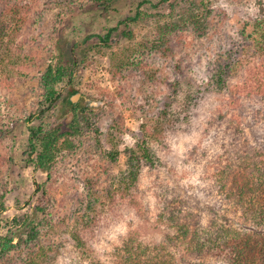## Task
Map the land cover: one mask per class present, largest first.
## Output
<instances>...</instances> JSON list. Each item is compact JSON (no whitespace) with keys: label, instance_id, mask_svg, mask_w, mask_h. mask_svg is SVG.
<instances>
[{"label":"rangeland","instance_id":"obj_1","mask_svg":"<svg viewBox=\"0 0 264 264\" xmlns=\"http://www.w3.org/2000/svg\"><path fill=\"white\" fill-rule=\"evenodd\" d=\"M9 1L28 14L20 37L24 41L23 51L30 59L26 65L17 56L4 58L5 53L0 56V192L6 191L7 205L3 216L7 225L14 224L11 220L19 212L29 216L20 221L22 234L20 239H14L16 252L30 238L28 233L33 231V225L56 223L63 214L83 206V179L99 174L116 175L124 170L127 148L134 146L136 137L142 134V125L152 123L163 109L177 121L171 129L162 130L163 141L155 143L157 148H162L160 155L167 166L159 170L146 167L133 184L122 183L118 176L112 184L98 186L107 207L91 227L92 233H88L95 255L108 264L110 246L130 231L146 244L163 241L165 229L156 222V207L158 194L166 185L191 195L198 204L219 205L218 198L208 193L211 180L207 182L204 178V168L193 165L188 153L194 146L206 149L207 157L218 152L224 158L230 145L244 148V120L248 124L245 130L250 143L263 134L260 122L252 125L249 117H244V111L256 106L249 101L244 106V61L231 82L239 98L233 102L219 89L206 92L193 99L196 104H190L186 119L188 112L183 98L170 103L166 93L172 88L166 82L179 79L185 83L187 77L194 85L205 80L206 69L216 53L231 46L247 20L264 13V0H152L157 2L156 7L150 8L144 3L139 6L141 12L136 21L119 25L113 34L116 41L102 45L89 40L76 48V52H71L74 42L91 33L106 32L141 0H118L115 9L109 11L94 10L85 5V0ZM191 10L201 14L198 17L202 22L201 31L190 26L176 32L175 40L181 47L175 48L173 55H163L154 46L158 28L163 22ZM63 11H67L66 17L60 16ZM60 24L62 27L58 30ZM56 39L65 53L64 61H69L72 54L85 51V56L80 55V73L74 78L73 86L91 100L101 99L102 103L97 107L86 103L89 108L78 116L82 129L72 136V146L56 158L49 173L32 165L25 166L21 161L27 149V131L21 119L42 103L41 77L50 56L58 50ZM117 65L121 67L120 74ZM182 66L186 71L181 75ZM59 89L68 97L65 83H59ZM76 102L85 104L80 99ZM166 102L169 107L165 106ZM219 112L225 113L227 120ZM50 120L48 117L43 122ZM113 150L118 151V156L110 164L105 152ZM38 184L44 185L50 194L47 211L38 207L41 200V192L36 191ZM123 187H127L124 197ZM50 235L46 243L61 241L64 245L59 247L60 253L43 264H76L80 260L71 241ZM0 264L15 263L12 255L3 254ZM192 264L227 263L205 256L192 259Z\"/></svg>","mask_w":264,"mask_h":264},{"label":"trees","instance_id":"obj_2","mask_svg":"<svg viewBox=\"0 0 264 264\" xmlns=\"http://www.w3.org/2000/svg\"><path fill=\"white\" fill-rule=\"evenodd\" d=\"M85 1V5L94 10L109 11L115 9L118 0ZM164 1L166 0H159V2ZM144 3L150 8L157 6V2L152 0L139 1L106 32L91 33L74 42L71 52H76V48L87 44L89 40L97 41L102 45L112 43L113 39L116 41L113 34L119 29V25H128L136 21L141 12L139 6ZM79 5L83 4L79 3ZM27 15L9 0H0V56L1 53H5L4 58L5 55L17 56L18 61L22 58L20 62H25L26 65L30 59L23 51L24 41L20 36ZM61 15L66 17L67 11H63ZM200 15L191 10L171 18L167 23L163 22L157 30L154 46L165 56L173 55L175 48L181 47V44L175 40L176 32L190 26L201 31L202 22L198 18ZM61 27L62 24L58 30ZM56 41L59 43V40ZM57 48L42 73V103L35 111L21 119L27 131V149L21 161L25 166L32 165L49 173L56 158L72 146V136L82 129L79 113L89 108L86 102L82 105L70 99L72 94L79 91L73 86V82L80 73L78 62L81 56L86 55L85 51L83 50L79 55L72 54L69 61H64L65 53L60 43L57 44ZM243 61L246 85L244 106L247 101L256 104L249 111H244V117H249L252 125L260 122L264 127V13L258 18L247 20L231 46L216 53L206 69L205 80L194 82V85L187 77L185 83H181L179 79L168 80L166 83L172 90H168L166 97L171 99L170 103L183 98L188 112L185 119L190 115L188 110L190 104L194 102L193 99H198L206 92L219 89L235 102L239 95L234 93L231 82ZM12 65L17 66L15 61H12ZM116 69L120 74L121 67L117 65ZM185 71L182 66L181 75ZM61 82L65 83L64 90L68 97H65L59 89ZM200 92L201 94L197 96ZM165 106L169 107L170 104L166 102ZM57 108L58 112L55 111ZM225 115L219 112V116L227 120ZM48 117L51 120L43 122ZM208 123L211 125L210 120ZM175 125L177 121L165 109L156 115L152 123L147 126L142 125V134L136 137L134 146L126 150L125 169L116 175L99 174L83 179L82 185L85 189L83 206L63 214L60 220L55 221L56 223L33 225V231L28 233L30 238L24 242V247L19 252L14 250L16 245L14 239L21 237L20 227L23 225L20 223L21 219L29 216L19 212L11 220L14 224L7 225L3 216L7 207L6 191L2 190L0 192V255H12L15 264H43L55 253H60L59 247L64 245L61 241L55 244L46 243V237L51 234L50 236L60 239L65 237L64 239L72 242L73 248L80 255V260L76 264H106L95 255L92 241L88 239V233H92L91 227L96 224L102 211L107 207L101 196L103 192L97 188L103 183L112 184L113 179L118 176L122 183L133 184L146 167L158 170L166 167L167 163L160 155L163 150L159 146L158 149L155 143L163 141L162 130L167 131L168 127L171 129ZM247 125L244 120V148H234L230 145L225 151L224 158L218 152L207 157L206 149H197L194 146L188 153L193 165H202L204 168V174L206 173L204 178L207 182L211 180L206 189L210 195L218 198L219 205L198 204L191 195L182 191L176 192L166 185V188L158 194L160 196L156 207V222L165 229L164 240L154 245L146 244L130 231L119 242L110 246L107 252L108 264H179L182 261L192 264V259L200 260L205 256L216 257L227 264H264V132L259 138H253L250 143L245 130ZM98 132L96 128L95 133ZM98 141L100 144V140ZM105 153L110 164L116 162L117 150ZM36 191L41 192L38 207L42 211H47L51 204L50 194L42 184L37 185ZM126 191L127 187L121 189L122 197L125 196Z\"/></svg>","mask_w":264,"mask_h":264},{"label":"water","instance_id":"obj_3","mask_svg":"<svg viewBox=\"0 0 264 264\" xmlns=\"http://www.w3.org/2000/svg\"><path fill=\"white\" fill-rule=\"evenodd\" d=\"M82 95V93L81 92H79V91H77V92H75L74 94H72L71 96H70V99H71V101L72 102H76L78 99H79V97ZM102 103V100L101 99H98V100H90V103H89V105L90 106H98V105H100Z\"/></svg>","mask_w":264,"mask_h":264},{"label":"flooded vegetation","instance_id":"obj_4","mask_svg":"<svg viewBox=\"0 0 264 264\" xmlns=\"http://www.w3.org/2000/svg\"><path fill=\"white\" fill-rule=\"evenodd\" d=\"M79 99L82 100V101L84 100L87 104H89V103H90V100H91V99L85 97V96L83 95V93H82V95L79 97Z\"/></svg>","mask_w":264,"mask_h":264}]
</instances>
